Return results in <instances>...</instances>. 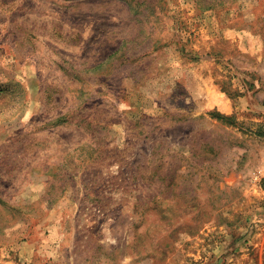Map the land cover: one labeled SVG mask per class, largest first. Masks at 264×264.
<instances>
[{
	"label": "rangeland",
	"instance_id": "obj_1",
	"mask_svg": "<svg viewBox=\"0 0 264 264\" xmlns=\"http://www.w3.org/2000/svg\"><path fill=\"white\" fill-rule=\"evenodd\" d=\"M263 130L264 0H0V264H264Z\"/></svg>",
	"mask_w": 264,
	"mask_h": 264
},
{
	"label": "trees",
	"instance_id": "obj_2",
	"mask_svg": "<svg viewBox=\"0 0 264 264\" xmlns=\"http://www.w3.org/2000/svg\"><path fill=\"white\" fill-rule=\"evenodd\" d=\"M213 115L215 117H217L218 119H221V120H224V121H228V122L231 121V118H232V117H230L228 115H225L223 113H220V112H215V113H213ZM262 132L263 133H261V135L264 136V130Z\"/></svg>",
	"mask_w": 264,
	"mask_h": 264
}]
</instances>
